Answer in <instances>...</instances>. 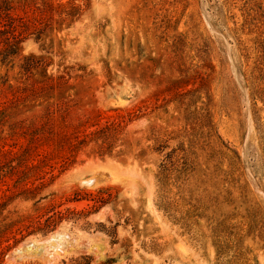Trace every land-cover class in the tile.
<instances>
[{
  "label": "rangeland",
  "instance_id": "rangeland-1",
  "mask_svg": "<svg viewBox=\"0 0 264 264\" xmlns=\"http://www.w3.org/2000/svg\"><path fill=\"white\" fill-rule=\"evenodd\" d=\"M0 264H264V0H0Z\"/></svg>",
  "mask_w": 264,
  "mask_h": 264
},
{
  "label": "bare ground",
  "instance_id": "bare-ground-1",
  "mask_svg": "<svg viewBox=\"0 0 264 264\" xmlns=\"http://www.w3.org/2000/svg\"><path fill=\"white\" fill-rule=\"evenodd\" d=\"M61 230H62V229H61ZM61 230H60V231H59V230L56 231L55 234H54V236L51 235V238H48V240H47V239H46V240H47L48 242H50V240L52 241V240H54V238L56 239L55 236H57V235H60V236L63 235L62 232H61ZM62 231H63V230H62ZM65 231H66V230H65ZM65 231H64V232H65ZM66 232H67V231H66ZM64 236L66 237V239H67L68 241H72L73 238H74V237L70 236V235L67 234V233H66V235H64ZM58 238H59V237H58ZM63 239H64V238H63ZM63 239H62V240H63ZM76 239H77V238H76ZM56 240H57V239H56ZM40 241H41V240H40ZM78 241H79V240H77V242H76L75 239H74V242L78 243ZM38 242H39V241H38ZM61 242H62V241H61ZM40 243H41V242H40ZM68 243H69V242H68ZM72 243H73V242H72ZM38 244H39V243H38ZM49 244H50V243H49ZM49 244H48V245H49ZM54 244H55V243H54ZM57 244H58V243H57ZM80 244H81V243H80ZM59 245H61V247H62V244H58V246H59ZM63 245H64V244H63ZM70 245H71V244H70ZM74 245H76V244H74ZM71 246H73V244H72ZM84 246H85V245H84ZM86 246H87V245H86ZM51 247H52V246H51ZM51 247H50V248H51ZM74 247H75V246H74ZM64 248H65V247H64ZM66 248H67V247H66ZM71 248H72V247H71ZM43 249H44V248H43ZM46 249H47V248H46ZM61 249H63V247H62ZM49 252H50V250H49ZM55 252H56V251H55ZM55 252H54V253H55ZM55 254H57V253H55ZM58 255H59V253H58Z\"/></svg>",
  "mask_w": 264,
  "mask_h": 264
}]
</instances>
